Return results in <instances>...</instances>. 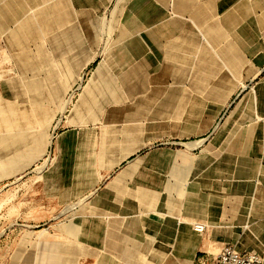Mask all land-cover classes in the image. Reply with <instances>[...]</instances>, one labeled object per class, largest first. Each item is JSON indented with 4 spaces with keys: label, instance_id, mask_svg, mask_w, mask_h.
<instances>
[{
    "label": "crops",
    "instance_id": "0c3cea01",
    "mask_svg": "<svg viewBox=\"0 0 264 264\" xmlns=\"http://www.w3.org/2000/svg\"><path fill=\"white\" fill-rule=\"evenodd\" d=\"M0 35L46 147L96 156L80 214L108 263L188 264L225 244L264 262V80L210 137L194 130L204 110H176L258 79L264 0H0Z\"/></svg>",
    "mask_w": 264,
    "mask_h": 264
},
{
    "label": "rangeland",
    "instance_id": "374dc122",
    "mask_svg": "<svg viewBox=\"0 0 264 264\" xmlns=\"http://www.w3.org/2000/svg\"><path fill=\"white\" fill-rule=\"evenodd\" d=\"M259 69L258 79L239 87L222 107L209 102L201 108L194 102L178 104L176 110H204V119L195 117L194 130L210 123V137L239 99L251 98L257 88L263 93L264 55ZM10 77L18 78L0 35V264H175L155 262L148 255H140L141 262H107L106 248L91 240L89 220L80 214L97 184L96 156L92 166H85L90 151L46 147L51 135L42 104L23 101L25 88L8 86ZM199 91L196 87L195 95ZM202 255L188 264H197Z\"/></svg>",
    "mask_w": 264,
    "mask_h": 264
},
{
    "label": "built area",
    "instance_id": "2783aa9c",
    "mask_svg": "<svg viewBox=\"0 0 264 264\" xmlns=\"http://www.w3.org/2000/svg\"><path fill=\"white\" fill-rule=\"evenodd\" d=\"M197 262V264H264L260 254L250 250H239L233 244H225L216 256L202 255Z\"/></svg>",
    "mask_w": 264,
    "mask_h": 264
}]
</instances>
